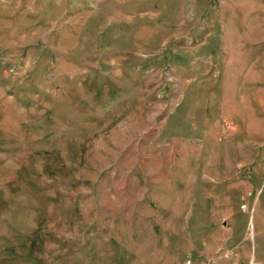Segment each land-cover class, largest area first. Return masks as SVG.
<instances>
[{"label": "rangeland", "instance_id": "374dc122", "mask_svg": "<svg viewBox=\"0 0 264 264\" xmlns=\"http://www.w3.org/2000/svg\"><path fill=\"white\" fill-rule=\"evenodd\" d=\"M0 264H264V0H0Z\"/></svg>", "mask_w": 264, "mask_h": 264}]
</instances>
